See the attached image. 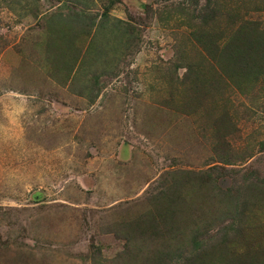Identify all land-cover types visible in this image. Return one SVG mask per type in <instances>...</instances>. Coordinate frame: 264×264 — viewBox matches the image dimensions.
<instances>
[{
  "label": "rangeland",
  "instance_id": "obj_1",
  "mask_svg": "<svg viewBox=\"0 0 264 264\" xmlns=\"http://www.w3.org/2000/svg\"><path fill=\"white\" fill-rule=\"evenodd\" d=\"M0 264H264V0H0Z\"/></svg>",
  "mask_w": 264,
  "mask_h": 264
}]
</instances>
